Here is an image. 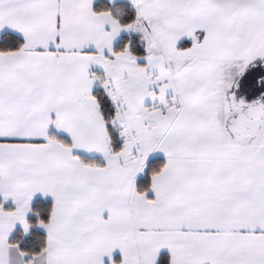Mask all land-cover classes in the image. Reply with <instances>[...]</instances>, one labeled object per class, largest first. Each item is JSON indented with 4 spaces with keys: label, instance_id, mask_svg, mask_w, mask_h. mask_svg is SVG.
Segmentation results:
<instances>
[{
    "label": "snow or ice",
    "instance_id": "6c2138e0",
    "mask_svg": "<svg viewBox=\"0 0 264 264\" xmlns=\"http://www.w3.org/2000/svg\"><path fill=\"white\" fill-rule=\"evenodd\" d=\"M0 264H264V0H0Z\"/></svg>",
    "mask_w": 264,
    "mask_h": 264
},
{
    "label": "trees",
    "instance_id": "16d2710c",
    "mask_svg": "<svg viewBox=\"0 0 264 264\" xmlns=\"http://www.w3.org/2000/svg\"><path fill=\"white\" fill-rule=\"evenodd\" d=\"M155 160H160V159H162V158H154Z\"/></svg>",
    "mask_w": 264,
    "mask_h": 264
},
{
    "label": "crops",
    "instance_id": "0c3cea01",
    "mask_svg": "<svg viewBox=\"0 0 264 264\" xmlns=\"http://www.w3.org/2000/svg\"><path fill=\"white\" fill-rule=\"evenodd\" d=\"M154 158H162V157H154Z\"/></svg>",
    "mask_w": 264,
    "mask_h": 264
}]
</instances>
